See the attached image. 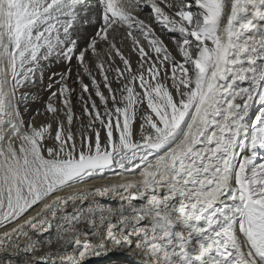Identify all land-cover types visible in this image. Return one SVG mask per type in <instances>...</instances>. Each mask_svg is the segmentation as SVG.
I'll return each instance as SVG.
<instances>
[{"label":"bare ground","instance_id":"1","mask_svg":"<svg viewBox=\"0 0 264 264\" xmlns=\"http://www.w3.org/2000/svg\"><path fill=\"white\" fill-rule=\"evenodd\" d=\"M24 1V23L49 11L48 36L68 50L69 63H56L63 74L56 100L66 114L52 115L56 100L24 96L30 125L19 127L0 0V264H263L231 200L240 190L236 159L244 157L254 165V200L264 203V0ZM144 102L149 121L130 124L133 105ZM259 107L263 118L250 126ZM182 113L166 145L133 170L100 173L24 204L20 163L48 115L62 143L79 140L82 170L95 157L106 162L102 169L110 165L104 118L128 122L116 131L124 147L122 137L145 142ZM71 114L82 124L69 130ZM61 141L45 142L44 155L55 157Z\"/></svg>","mask_w":264,"mask_h":264},{"label":"rangeland","instance_id":"2","mask_svg":"<svg viewBox=\"0 0 264 264\" xmlns=\"http://www.w3.org/2000/svg\"><path fill=\"white\" fill-rule=\"evenodd\" d=\"M3 1L6 4V14L8 19L6 34L8 40L7 53L9 61V88L13 106L15 108L14 110L16 111V115L18 118L19 127L21 129L26 128V130H28L27 126L30 125V120H28L29 118L27 117H29L31 113H29L25 109L24 96H27V98H30L31 100L36 102L45 100H50L51 102L56 100L58 94L60 93V85H62L61 79L63 78V74H61L60 70L56 66V63L62 61L61 63L64 64V60L68 58V55L67 58L65 55L68 50L66 49L64 53L63 49L65 48V46L59 43L57 39L51 40V37L48 36V33L52 31V29H54V22L47 17L49 11L42 17L41 15H37V17L32 16L35 17L34 20L32 19L30 20V22L24 23V20L26 21L27 18L29 20L30 17V15L27 17L25 15L27 6L24 4L26 2L24 0ZM54 9L57 10L58 8ZM216 23L220 25V20L216 19ZM15 26L18 28L15 29ZM41 32L43 34H41ZM52 58L54 59V61L50 60ZM32 61H36V64ZM67 62L69 63L68 59ZM43 63L46 64L44 66H47L48 68L47 70L41 71L39 70L38 64L42 65ZM52 63L54 64V66L52 65ZM208 68L209 65L204 67V74L207 73ZM27 76L28 78H25ZM145 89H147V87ZM190 102L192 103V105L194 104L192 98ZM149 105V102H144V104L142 103V105H133L135 106V109H133L132 113L130 114V124H135L138 120H140V122L142 120L149 121L148 118L150 114H148V116L147 113H144L146 111H149L147 110V107L149 108ZM183 108L185 109V107ZM262 110L263 108L259 107L250 116V126H252L253 123H255L256 125L259 124V122L263 118ZM189 111L191 110H188L187 112ZM64 114H66V111L65 108H63L62 102L60 100H56L53 106L52 115L58 117ZM152 115L154 116V118L162 120L161 114L159 112H153ZM185 115L186 114L182 113L176 118L171 117L170 121L173 120V124H170L171 126L169 125L168 131L166 130L168 127L167 124L166 127L160 125V132L147 137V140L145 142L134 143L133 139H128L127 142H124V137H122L121 145L124 143V147L120 146V142L118 140V136L120 134L118 135L117 133L116 135V131L124 130L125 132L127 129H129V126L127 128L128 122H125L124 125H122L120 121L114 120L113 117L104 118L103 120H101V128L102 130H106L110 142L114 143L112 149L110 150V158L108 157L110 159V165L103 169L102 167L92 169L91 167L86 166L82 170H77L75 167L77 156L76 149L79 147V140L71 138L70 136L66 138L65 136L66 141H63L62 143L60 137H57L55 135V131L51 128V121L49 119L50 116L48 115L45 121L46 126H43L38 134L34 133L33 136L28 137V155L20 163V189L23 195L24 204L26 206L32 205L33 201L44 198L46 195H48V193L58 188L94 177L100 173H120L125 172V170H133V168L137 167L139 164L141 165V163H143L145 159L156 155L158 153L157 151L161 150L166 145V143L171 139V136L174 134V131L179 127L177 121ZM81 122L82 121L76 120L74 114H71L69 130L73 129L75 123L82 124ZM164 130L168 133L164 132ZM52 141H61L59 150L55 157H50L49 155L46 157L44 155L47 152L44 148L45 142ZM236 160L237 166L235 170L237 180L238 182H240L238 183L240 186V190H238L237 186L235 187L236 191H239V195H237L235 199L232 198L231 203L235 204L236 207L242 211V218L239 221L241 231L248 239L254 252L264 264V226H256L255 228V225H257L260 221H264V203H262V205L259 201L254 200V198L256 197L254 196L256 188L254 185H256V182L254 179L250 178L249 175L253 172L254 165L244 157L242 159L238 157ZM240 197L243 200H240ZM2 210L3 204H1L0 202V212ZM103 264L118 263L111 262Z\"/></svg>","mask_w":264,"mask_h":264},{"label":"water","instance_id":"3","mask_svg":"<svg viewBox=\"0 0 264 264\" xmlns=\"http://www.w3.org/2000/svg\"><path fill=\"white\" fill-rule=\"evenodd\" d=\"M239 107L237 106L236 109ZM92 169L100 168L106 166V162L102 160L100 157H95L89 160V164L87 165Z\"/></svg>","mask_w":264,"mask_h":264}]
</instances>
